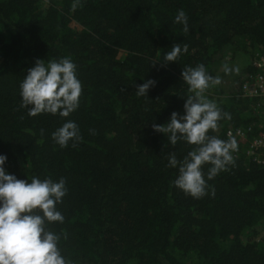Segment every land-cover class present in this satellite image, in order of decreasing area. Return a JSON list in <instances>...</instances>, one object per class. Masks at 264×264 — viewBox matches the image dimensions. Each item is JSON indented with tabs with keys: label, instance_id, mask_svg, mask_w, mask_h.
<instances>
[{
	"label": "trees",
	"instance_id": "1",
	"mask_svg": "<svg viewBox=\"0 0 264 264\" xmlns=\"http://www.w3.org/2000/svg\"><path fill=\"white\" fill-rule=\"evenodd\" d=\"M73 3L0 0V153L18 179H65L57 205L64 222L48 227L60 234L70 264H264V165L239 144L235 164L207 181L214 194L193 199L174 187L177 169L166 164L194 146H173L151 127L182 111L191 94L183 67L203 64L216 77L228 48L264 55V0ZM179 10L187 32L174 23ZM176 44L187 46L176 62L152 64ZM65 56L82 83L79 108L67 118L29 117L19 83L36 59ZM251 70L246 64L223 97L206 90L231 115L210 135L227 140L228 128L264 124L256 100L241 96ZM148 79L156 81L148 97L135 96ZM65 119L78 124L82 139L61 149L50 134Z\"/></svg>",
	"mask_w": 264,
	"mask_h": 264
},
{
	"label": "clouds",
	"instance_id": "2",
	"mask_svg": "<svg viewBox=\"0 0 264 264\" xmlns=\"http://www.w3.org/2000/svg\"><path fill=\"white\" fill-rule=\"evenodd\" d=\"M78 2L74 0L73 9ZM174 23L188 31V19L183 10L178 11ZM186 51V45L183 49L179 44L173 45L152 64L162 61L164 66L176 62ZM238 71L235 66L224 68L225 74ZM180 78L191 93L185 98L182 111H172L165 123H153L151 127L154 132L164 134L173 146L178 141L194 146L181 160L175 154L169 155L166 167L177 169L174 187L193 199H200L214 194L210 193L207 181L235 164L233 153L238 145L234 137L224 140L209 134L210 130L216 131L218 121L231 119L230 113L222 112L205 96L207 89L221 83L220 77L210 75L203 64H198L183 67ZM155 84V80L148 79L136 85L135 96L148 97L149 89ZM81 94L77 65L66 56L47 63L36 59L19 83L20 107L27 109L29 117L49 114L67 118L79 108ZM50 135L61 149L70 142L74 147L82 139L78 124L71 119H65ZM7 159L6 154L0 153V264H70L59 246L60 234L48 227L64 222L65 217L57 205L68 191L65 179L38 176L18 179L6 170Z\"/></svg>",
	"mask_w": 264,
	"mask_h": 264
},
{
	"label": "built area",
	"instance_id": "3",
	"mask_svg": "<svg viewBox=\"0 0 264 264\" xmlns=\"http://www.w3.org/2000/svg\"><path fill=\"white\" fill-rule=\"evenodd\" d=\"M251 67V72L245 74V79L241 85V96L251 100H256V107L264 115V55L258 51L251 54L247 64ZM257 130H259L257 132ZM226 136L234 137L237 141L238 150L233 153L236 157L240 150L239 144H244L243 153L245 156L260 165H264V124L257 126H239L226 130Z\"/></svg>",
	"mask_w": 264,
	"mask_h": 264
},
{
	"label": "rangeland",
	"instance_id": "4",
	"mask_svg": "<svg viewBox=\"0 0 264 264\" xmlns=\"http://www.w3.org/2000/svg\"><path fill=\"white\" fill-rule=\"evenodd\" d=\"M241 42V41H240ZM242 43V42H241ZM240 48V45H238ZM233 49L228 48L225 50L223 53V56L215 63V71L216 75L220 77L221 83L219 85L210 87L207 90V94L211 95H218L219 97H223V95L227 94L228 92L232 91V86H231V81L232 78L235 76H238L242 74L244 71V67L246 63L248 64L250 58H251V53L246 54L242 50H238L237 52L232 51ZM225 66L231 68L233 66L238 67L239 71L236 73L229 72L228 74H225L224 68ZM222 91V92H220Z\"/></svg>",
	"mask_w": 264,
	"mask_h": 264
},
{
	"label": "crops",
	"instance_id": "5",
	"mask_svg": "<svg viewBox=\"0 0 264 264\" xmlns=\"http://www.w3.org/2000/svg\"><path fill=\"white\" fill-rule=\"evenodd\" d=\"M247 64V63H246ZM213 69H214V72L216 73V71H215V68L213 67Z\"/></svg>",
	"mask_w": 264,
	"mask_h": 264
}]
</instances>
